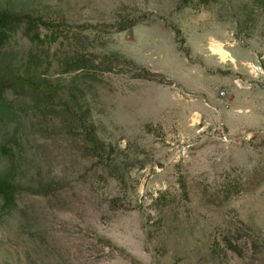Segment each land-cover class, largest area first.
Here are the masks:
<instances>
[{"label":"rangeland","instance_id":"374dc122","mask_svg":"<svg viewBox=\"0 0 264 264\" xmlns=\"http://www.w3.org/2000/svg\"><path fill=\"white\" fill-rule=\"evenodd\" d=\"M0 264H264V0H0Z\"/></svg>","mask_w":264,"mask_h":264},{"label":"trees","instance_id":"16d2710c","mask_svg":"<svg viewBox=\"0 0 264 264\" xmlns=\"http://www.w3.org/2000/svg\"><path fill=\"white\" fill-rule=\"evenodd\" d=\"M15 18H23L21 16H16V15H13V14H8V13H3V14H0V22L2 21H5V20H8V19H13L15 20ZM0 40H2V38H0Z\"/></svg>","mask_w":264,"mask_h":264}]
</instances>
